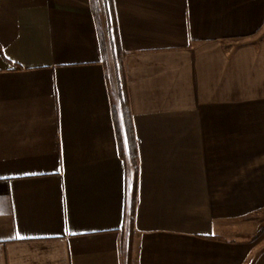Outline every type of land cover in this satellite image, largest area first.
<instances>
[{
  "label": "crops",
  "instance_id": "0c3cea01",
  "mask_svg": "<svg viewBox=\"0 0 264 264\" xmlns=\"http://www.w3.org/2000/svg\"><path fill=\"white\" fill-rule=\"evenodd\" d=\"M114 4L134 264H264V0ZM0 45V264H126L129 178L91 0H0Z\"/></svg>",
  "mask_w": 264,
  "mask_h": 264
},
{
  "label": "trees",
  "instance_id": "16d2710c",
  "mask_svg": "<svg viewBox=\"0 0 264 264\" xmlns=\"http://www.w3.org/2000/svg\"><path fill=\"white\" fill-rule=\"evenodd\" d=\"M91 3L98 26L103 61L114 102L113 113L119 151L127 165V176L129 178L127 187V222L123 228L122 244L126 250V264H134L135 237L138 233L136 229V211L139 196V147L128 90L125 55L117 26L114 0H91ZM108 40H110V44ZM0 54L5 58L1 45ZM111 66L114 68L113 75L110 71ZM208 238L222 240L220 237Z\"/></svg>",
  "mask_w": 264,
  "mask_h": 264
},
{
  "label": "rangeland",
  "instance_id": "374dc122",
  "mask_svg": "<svg viewBox=\"0 0 264 264\" xmlns=\"http://www.w3.org/2000/svg\"><path fill=\"white\" fill-rule=\"evenodd\" d=\"M108 41L110 44V40H108ZM109 50H110V47H109ZM110 71H111V74L113 75L114 74L113 66H111ZM115 103H116V100H115ZM253 223H254V230H255L254 239L256 240L259 237H261L262 233L264 232V212H260L259 215L255 216L253 218ZM261 243H263V242H261ZM125 252H126V250H125Z\"/></svg>",
  "mask_w": 264,
  "mask_h": 264
}]
</instances>
